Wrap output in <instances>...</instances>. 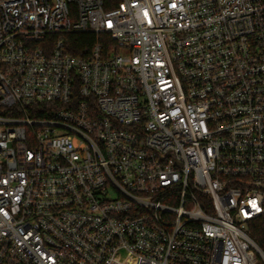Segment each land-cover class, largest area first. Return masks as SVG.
<instances>
[{
	"label": "built area",
	"instance_id": "built-area-1",
	"mask_svg": "<svg viewBox=\"0 0 264 264\" xmlns=\"http://www.w3.org/2000/svg\"><path fill=\"white\" fill-rule=\"evenodd\" d=\"M262 217L264 0H0V264H260Z\"/></svg>",
	"mask_w": 264,
	"mask_h": 264
},
{
	"label": "trees",
	"instance_id": "trees-1",
	"mask_svg": "<svg viewBox=\"0 0 264 264\" xmlns=\"http://www.w3.org/2000/svg\"><path fill=\"white\" fill-rule=\"evenodd\" d=\"M68 52L74 57H87L97 38L91 34L87 35H67L65 37ZM250 237L258 245L264 254V217L252 222L249 230ZM260 264L264 260L260 257Z\"/></svg>",
	"mask_w": 264,
	"mask_h": 264
}]
</instances>
